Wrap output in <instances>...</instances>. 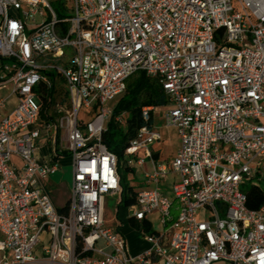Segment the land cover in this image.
Masks as SVG:
<instances>
[{"label": "built area", "instance_id": "1", "mask_svg": "<svg viewBox=\"0 0 264 264\" xmlns=\"http://www.w3.org/2000/svg\"><path fill=\"white\" fill-rule=\"evenodd\" d=\"M51 1L0 0V88L17 96L7 111L0 97V264H264V201L249 208L241 189L252 179L264 192V0H65L59 11ZM138 71L162 87L180 143L157 161L161 135L142 125L123 151L125 165H151L129 216L160 224L138 229L148 247L132 255L103 224L122 161L102 134ZM57 76L62 102L43 93ZM52 127L71 158L64 212L43 183L55 159L36 157Z\"/></svg>", "mask_w": 264, "mask_h": 264}, {"label": "trees", "instance_id": "2", "mask_svg": "<svg viewBox=\"0 0 264 264\" xmlns=\"http://www.w3.org/2000/svg\"><path fill=\"white\" fill-rule=\"evenodd\" d=\"M54 75V74H53ZM55 90L43 91L44 94L52 95ZM43 98H45L43 96ZM167 104V97L160 84L152 78L145 75L144 72L138 71L131 75L126 81L124 92L116 99L112 108V114L107 122V129L102 134V140L107 148L114 152L119 158L123 157V151L127 147L128 142L135 135L136 131L142 125H152V115L148 121H145L141 115V109L147 106H164ZM121 113H125V121L120 124L115 117ZM125 170L131 173L133 168L124 165ZM118 173L121 179V198L120 203L124 206L134 204L136 191L132 185L122 182V174L120 168ZM246 205L249 208L258 207L264 201V192L257 187L251 186L245 191ZM66 207L59 208L60 212H64ZM129 224L144 231H152L151 221L149 219L136 220L129 217Z\"/></svg>", "mask_w": 264, "mask_h": 264}, {"label": "rangeland", "instance_id": "3", "mask_svg": "<svg viewBox=\"0 0 264 264\" xmlns=\"http://www.w3.org/2000/svg\"><path fill=\"white\" fill-rule=\"evenodd\" d=\"M51 1V0H50ZM65 0H59V1H51V5L54 9H56L57 11H59V9H62L64 4H61L62 2H64ZM62 13L65 15L70 14V9L67 7L64 8V10H62ZM55 71V70H54ZM56 72V71H55ZM10 89V87L8 88ZM55 93L56 91L58 92V96H64L66 93V87H65V83L64 81L61 79V77L57 76L55 79ZM3 93H6V91H4ZM164 111L165 107H160L159 110L156 111L155 117H154V123L158 126H160V132L163 135V141H161L160 143H155L154 145H152L153 148L155 149H159L160 155L162 158H171L178 145L180 142V138L177 135V130L174 127H169L166 128L163 126V120L161 119L162 114L159 113V111ZM84 112V109H82L80 111V116H83L82 113ZM35 143L38 144L39 140L36 139ZM123 159L124 157H121V165H120V173L122 174V182L124 184H128V185H132L135 191H139L141 189H144V187H146V185H144V181H143V176L142 173L138 172L136 174H131L128 173L125 168H124V163H123ZM70 160L71 158L67 156V158L62 161L63 162V167L62 169L58 170L57 172H55L54 174L50 175V179L51 181H53L55 184L60 185L61 188H68L71 184L72 181V168L70 165ZM252 179H249L247 181H244L241 184V189L243 191H246L247 189H249L252 184H253ZM150 187V186H148ZM51 191L53 190V187H50ZM61 201V200H60ZM119 196L118 195H106L103 199V218H104V224L106 226H115V224L117 222H122L123 225L127 222V215H129L132 211V207L130 206H124L123 204L119 203ZM58 203L60 204V202L58 201ZM117 206H118V213H117ZM152 228L154 230H158L160 229V224L158 221V218L156 216L152 217ZM127 230V231H126ZM124 232L126 234L125 240L126 238H131V233L128 231V229H124ZM139 237L141 238V240H143L141 242V244H143L144 242V238L141 234V232H138ZM129 249V248H128Z\"/></svg>", "mask_w": 264, "mask_h": 264}, {"label": "crops", "instance_id": "4", "mask_svg": "<svg viewBox=\"0 0 264 264\" xmlns=\"http://www.w3.org/2000/svg\"><path fill=\"white\" fill-rule=\"evenodd\" d=\"M9 87H10V89H8ZM4 91H6V93H3ZM53 93H54V97L56 98L57 101L62 102V101L65 100V95L60 97V96H58V92L57 91H56V93H55V91ZM0 97L6 98V108L4 109V111H7V110L11 109L12 107H14V105L17 102V96L12 92V83L8 82V83L5 84L4 87L0 88ZM160 107H164V106H159L152 113L153 115H152V125L151 126H152L153 129L158 131L160 133V135H161V139L159 141H157V143H160L161 141L164 140L163 139V135L160 132V126H158V125H156L154 123V117H155L156 111L159 110ZM50 113H51V115H54L55 112H54L53 108L50 110ZM159 113L162 114L161 119L164 121V119H163L164 111L163 110L159 111ZM44 120H45V118H43V117H40L38 119L40 124L42 122H44ZM163 126L166 127L164 125V122H163ZM166 128H169V127H166ZM58 136H59V133L56 132L53 127L50 128V129H44L43 128L41 135L36 138V139L39 140V143L38 144L35 143L36 144V157H37L38 161L39 162H43V161H47L49 158H54L56 163H57V166H58L57 170L55 172H57L58 170L62 169V167H63V162L62 161H64L67 158V156L70 157L68 154L67 155L63 154L64 150H62L63 148L58 143V138H57ZM152 150H153V157L157 161L171 160L172 157L175 155V153H174V155L171 158L170 157L169 158H162L161 155H160L159 149H155V148L152 147ZM13 161L16 164L19 163V160L16 157L13 158ZM70 165H71V160H70ZM150 169H151V165H150L149 159H146L144 164H143V166L141 168H139L138 170L133 169L134 171H132L131 174H136V173L140 172V173H142V176H143V171L144 170L145 171L146 170H150ZM50 175H52V174H50ZM50 175H48V176H46L44 178V181H43L44 187H45L46 191L52 197L55 205L58 208H64L66 206V203H67L68 198H69L71 184L66 189L65 188H61L60 185L55 184L53 181H51ZM172 178H173L172 175L169 176V178H168L169 180H167L168 182H166L167 184H165L166 188H168V184H169V182H170V180ZM143 181H144V185H146V187H148V185L145 183L144 177H143ZM50 187H53L54 191H51ZM146 187H144V188H146ZM58 201L60 202V204L58 203ZM119 203H120V199H119L118 204ZM129 206L131 207V205H129ZM117 213H118V206H117ZM129 215H127V222L124 225H123L122 222L119 221V222H117L115 224V226H107V227H111V228H113L115 230H120V232L125 237H126V234L124 232V229H128V231L131 233V238H128V239L126 238V240H125L126 244H127V249L129 248L128 251H129L130 254L135 255V254H138V253L142 252L143 250H145L148 247V243L144 239L143 244H141V242L143 240H141V238L138 235V229L132 227L129 224V222H128V219L130 217ZM153 216H156V215L153 214L152 216H150L151 224H152V217ZM104 223L105 222H104V218H103V224Z\"/></svg>", "mask_w": 264, "mask_h": 264}]
</instances>
